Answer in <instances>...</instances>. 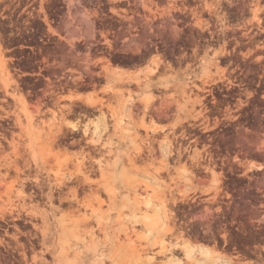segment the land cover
Returning <instances> with one entry per match:
<instances>
[{
	"label": "rangeland",
	"instance_id": "obj_1",
	"mask_svg": "<svg viewBox=\"0 0 264 264\" xmlns=\"http://www.w3.org/2000/svg\"><path fill=\"white\" fill-rule=\"evenodd\" d=\"M208 31L217 40H205ZM186 35L198 54L188 64L166 62L184 53L186 48L178 45ZM150 38L163 46L146 59ZM104 40L108 48L93 54L94 43ZM60 75L90 79L94 92H76L80 97L75 98L70 91L43 113L40 97L51 88L44 77ZM214 77L217 81L208 84ZM202 86L221 93L235 90L237 98L217 113L215 123L205 121L208 129L216 126L211 136L205 133L204 142L189 143L184 129L202 118L197 109L203 102L190 91ZM0 90L9 100L0 113L11 114L15 125L11 150L0 155V264H14L10 254L22 251L20 243L29 248L30 238L42 235L41 211L53 212L50 222L56 230L60 194L50 200L48 186L80 170L96 180L102 173L120 179L115 198L109 201L104 192L105 203L94 207L91 223L97 218L103 229L80 264H101L94 259L95 246L105 254L104 264H264V0H0ZM78 102L90 105L93 113L74 114ZM159 108L169 115L165 120L148 117L149 110L156 115ZM105 114L114 120L104 123ZM73 123L92 137V144L84 143L90 147L81 150L66 147L64 160L65 146L53 138L61 127L74 129ZM164 140L186 148L180 160L161 152ZM147 142L152 153L146 151ZM17 155L25 163L16 161ZM15 162L27 176L19 165V170H7L16 168ZM16 174L19 179L11 178ZM29 176L45 185L44 197L32 195ZM166 199L176 217L167 227L175 233H151L147 222L156 220ZM12 207L25 211L23 217L27 210L37 212V230L16 220L5 234L2 227L12 216L4 209ZM189 246L196 250L191 259Z\"/></svg>",
	"mask_w": 264,
	"mask_h": 264
},
{
	"label": "bare ground",
	"instance_id": "obj_2",
	"mask_svg": "<svg viewBox=\"0 0 264 264\" xmlns=\"http://www.w3.org/2000/svg\"><path fill=\"white\" fill-rule=\"evenodd\" d=\"M201 19V18H200ZM217 51V50H216ZM218 54V53H217ZM221 78V77H220ZM213 80L216 82L217 79L214 77V79H209L207 82L208 84H210L211 82H213ZM220 80V79H219ZM222 80V79H221ZM214 82V83H215ZM69 96V95H68ZM67 95L64 97H68ZM69 97H75L78 98L80 97L78 94L72 96L70 95ZM60 100V99H59ZM72 108V107H71ZM160 109V108H159ZM66 110V109H65ZM71 110V109H70ZM160 111H158V114L162 115L163 109H160ZM72 113V112H71ZM154 113V112H153ZM157 114V115H158ZM163 116V115H162ZM160 116V117H162ZM3 117V116H2ZM69 117V116H67ZM164 117V116H163ZM167 117V116H166ZM165 117V118H166ZM114 117H112L111 115H107L105 114L102 118L101 121H104V123H108L109 121H113ZM181 120V119H180ZM122 121V120H121ZM125 121V120H124ZM120 122V121H119ZM122 123V122H121ZM73 126L74 129L77 128V124L73 123L71 124ZM70 125V126H71ZM52 126V125H51ZM161 127V126H160ZM164 128V127H162ZM45 129V128H44ZM62 127L59 129L58 133L63 132L62 131ZM161 128L155 127L154 130L155 132H159ZM51 130V129H50ZM55 130V129H54ZM163 130V129H162ZM53 131V130H52ZM162 132V131H161ZM45 133V131H44ZM64 133V132H63ZM60 133V134H63ZM67 132H65L63 135H65ZM52 134V132H51ZM62 135V136H63ZM53 136V135H52ZM55 136V135H54ZM68 136V135H67ZM56 137V136H55ZM51 138V137H50ZM58 139H60V137H58ZM14 141V140H13ZM65 141V140H64ZM74 141V140H73ZM16 142V141H15ZM55 142V141H54ZM62 142V141H61ZM72 142V141H71ZM75 142V141H74ZM180 142V141H179ZM5 143V142H4ZM69 143V141H68ZM79 143V142H78ZM148 143V149L146 151H152L153 150V146L151 142H147ZM2 144V143H1ZM61 144V143H60ZM75 144V143H74ZM81 145V144H80ZM54 146V145H53ZM63 146H65L63 144ZM86 146V145H85ZM65 148V150H64ZM81 148V147H80ZM96 148V147H95ZM69 149V148H68ZM160 149L161 152L166 155V156H170V155H174L176 154L178 159L180 160L181 157H183L184 152L186 150V148L182 147L180 144H177L174 141L171 140H164L161 142L160 144ZM52 150V149H51ZM64 152L60 153L61 156H63L62 159L64 160H68V155H66V147H63ZM62 150V151H63ZM87 150V149H86ZM96 150V149H95ZM140 150V149H139ZM99 151V150H98ZM154 151V150H153ZM84 153V152H83ZM152 153V152H151ZM16 154H20L16 153ZM55 155H58L57 152L54 153ZM69 154V153H68ZM78 154V153H77ZM76 154V155H77ZM21 154V158L23 160H27L26 158L24 159L25 155ZM20 155H17V160L19 162H22V160H18V157ZM60 156V157H61ZM88 156V155H87ZM13 157V156H12ZM23 157V158H22ZM78 157V156H77ZM52 159V156L49 157ZM74 158V157H73ZM7 159V158H6ZM9 159V157H8ZM11 161V158L9 159ZM48 161H50L47 158ZM86 160V161H85ZM88 160V158L84 157V160L82 161V165L84 168L87 169L88 164L86 163ZM199 159H197V163H199ZM14 163V161H13ZM16 164V169L19 170L20 168L18 167L19 163L15 162ZM25 163V162H22ZM56 163V162H55ZM72 163V162H71ZM76 163V162H75ZM73 161L72 164L76 165ZM70 164V163H69ZM166 164V163H165ZM4 165V164H3ZM27 165V164H26ZM49 165V163H48ZM52 165V163L50 164V166ZM67 165V164H66ZM14 165H12L13 167ZM20 166V165H19ZM48 166V167H50ZM56 166V165H55ZM54 166V167H55ZM70 166V165H69ZM91 166V165H90ZM11 167V168H12ZM21 167V166H20ZM27 167V166H26ZM29 167V166H28ZM33 167V166H32ZM52 167V166H51ZM74 167V166H73ZM76 167V166H75ZM79 167V166H78ZM164 167V166H163ZM10 172H11V168L7 167ZM10 168V169H9ZM30 168V167H29ZM58 168V167H56ZM68 169V167H66ZM65 168V169H66ZM77 168V167H76ZM22 169H24V167L20 169V173H23L25 171L22 172ZM31 169V168H30ZM30 169H28L30 171ZM26 170V168H25ZM33 170V169H32ZM31 170V171H32ZM55 170V168H54ZM76 170V169H75ZM93 170V169H92ZM96 170V169H95ZM28 171V172H29ZM8 172V171H7ZM14 172V171H13ZM57 172V171H56ZM68 172V171H67ZM75 172V171H74ZM16 173V172H15ZM76 173V172H75ZM93 173V172H92ZM11 174V173H10ZM8 174V175H10ZM26 174V172H25ZM32 174V173H31ZM7 175V176H8ZM20 174H18L19 176ZM24 175V173L22 174ZM21 175V176H22ZM30 175V172H29ZM35 175V174H34ZM54 175V174H52ZM63 175V174H62ZM72 175V174H71ZM5 176V175H4ZM17 176H11V178L13 177V179ZM25 176V175H24ZM27 176V175H26ZM31 176V175H30ZM29 176V177H30ZM3 177V176H2ZM9 177V176H8ZM33 177V176H32ZM31 177V178H32ZM41 177V176H40ZM43 177V176H42ZM61 177V176H60ZM59 177V178H60ZM30 178V179H31ZM35 178V176H34ZM34 178H32V180H34ZM98 178V177H97ZM15 179H19V178H15ZM28 179V178H27ZM55 179V178H52ZM6 179H4L3 181L5 182ZM37 181V179H35ZM118 179L116 177V175L114 174H110V173H102L100 180H96L94 179L90 173H88V170H80L77 174L72 175V177L69 179H65V180H61V179H55V181H53L51 184H49L48 186V195L50 200L53 199L55 196V193H59V199L61 200V216L58 220V224L56 225V230L52 231V225L50 222V214L54 215L53 212H48L47 210H43L41 211V213H39L43 219L44 222V228L41 229V236L39 237V235H34V236H30V240H29V248H27L25 243H20V245L23 247L22 251H15L18 252V255L16 254V252L11 253L10 254V258L14 261V264H66L67 262L69 264H80L83 263L84 260L88 259V245H94L96 243V237H97V231L98 230H102L103 226H101V222L99 221V219L95 218L96 220V224H92L91 219H93V210L94 207L96 209H100V207H102L103 203H105L106 201V197H104L103 193H107V197L109 199V201L113 200L117 194V189H116V185H118ZM21 181V180H20ZM35 181V182H36ZM41 181V180H40ZM12 182V181H11ZM18 182V181H16ZM23 182V181H22ZM121 182V181H120ZM34 183V182H33ZM41 183V182H40ZM71 183V184H69ZM73 183V184H72ZM75 183V184H74ZM31 184V182H30ZM130 184V183H129ZM43 185V184H42ZM90 185V187H89ZM93 185V186H92ZM16 186V185H15ZM32 186V185H31ZM36 186V185H35ZM34 185L32 187H35ZM134 186V185H133ZM14 187V186H13ZM17 187V186H16ZM26 187V186H25ZM24 187V188H25ZM39 187V186H37ZM42 187V186H41ZM89 187V188H88ZM27 188V187H26ZM40 188V187H39ZM45 188V187H44ZM36 189V188H35ZM43 189V188H42ZM14 191V190H13ZM37 191V190H36ZM35 191V192H36ZM27 192V191H26ZM25 192L24 189L19 191V195L20 196H25L27 195V193ZM31 192V189H30ZM34 192V189L33 191ZM34 192V193H35ZM34 193L32 195H34ZM104 193V194H105ZM1 194V193H0ZM29 194V193H28ZM39 194V193H37ZM41 194V191H40ZM58 194V195H59ZM141 194V193H140ZM173 194V193H172ZM17 194V196H19ZM43 196V194H41ZM57 195V196H58ZM31 196V193L30 195ZM28 196V197H29ZM56 196V198H57ZM27 197V198H28ZM36 197V196H35ZM41 197V196H40ZM39 197V198H40ZM44 197V196H43ZM42 198V197H41ZM40 198V199H41ZM25 199V198H24ZM29 199V198H28ZM33 199V196H32ZM40 199H36V200H40ZM202 199V198H201ZM21 200V199H20ZM59 200V203H60ZM171 200V199H170ZM174 200H176V198H174ZM209 200V199H206ZM12 201V200H11ZM26 201L23 200V202ZM30 200H28L29 202ZM33 202L35 200H32ZM41 201V200H40ZM43 201V200H42ZM57 201V199H56ZM54 201V202H56ZM108 201V200H107ZM168 201L166 199V203L163 204L162 207H160V209L157 210V217L156 220L154 221V219H150L147 222V225L149 226V232H154L156 230H159L161 233L163 232H170L172 231V227H167V223L171 222V220L175 221L174 217V211L170 210L168 208ZM22 202V201H21ZM44 202V201H43ZM173 202V201H172ZM147 207L151 208L150 202L149 200H147ZM30 204V203H29ZM8 205V203H7ZM14 205V204H13ZM47 205V204H46ZM17 206V205H16ZM19 206V204H18ZM41 206L44 207V205L41 204ZM22 207V206H21ZM24 207V206H23ZM46 207V206H45ZM1 209V207H0ZM26 209V208H25ZM33 209V208H32ZM7 210V212L5 211ZM91 212H88L90 211ZM1 211V210H0ZM3 211V210H2ZM24 211V210H23ZM5 213L10 214L12 217V219L10 220H14V222L16 220H22L24 224H32V227H39L36 223L33 222V219L37 217V212L35 211H28L25 213L26 217H23L21 209H19V207H12L10 209L5 208L4 209ZM102 212V211H101ZM8 214H6L8 216ZM4 215V214H3ZM5 215V216H6ZM9 215V216H10ZM96 215H100V212L96 211ZM4 216V217H5ZM40 217V218H41ZM2 219V218H1ZM9 220V218L7 219ZM2 221V220H1ZM4 223V222H3ZM13 223V221H12ZM172 223V222H171ZM170 223V224H171ZM16 224V223H15ZM175 225V222L173 223ZM6 226V225H5ZM19 226V225H18ZM134 226V225H133ZM173 226V225H171ZM178 226V224H177ZM22 227H24V225H22ZM174 227V226H173ZM3 228V227H2ZM35 228V229H36ZM129 228V225H128ZM134 229V228H133ZM37 230V229H36ZM40 230V229H39ZM130 230V229H129ZM147 230V229H146ZM162 230V231H161ZM175 230V229H173ZM132 231V230H130ZM9 232V231H8ZM29 232V230L27 231ZM173 233H175L174 231H172ZM24 233V232H23ZM26 233V232H25ZM35 233V232H33ZM27 234V233H26ZM25 234V235H26ZM24 235V234H23ZM156 235V234H155ZM170 235V234H169ZM182 234H180L181 236ZM10 237V236H9ZM26 237V236H25ZM177 238L180 237H176V241ZM18 239V238H17ZM21 239V238H20ZM29 239V238H28ZM181 239V238H180ZM179 239V241H181ZM16 240V239H15ZM169 240H172L171 238H169ZM1 241V240H0ZM22 241V240H21ZM173 241V240H172ZM7 242V241H5ZM15 242V241H14ZM27 242V240L25 241ZM49 242V243H47ZM152 242V241H151ZM5 244V243H4ZM177 244V243H176ZM19 245V244H18ZM175 245V244H174ZM20 246V247H21ZM60 248V250L58 249ZM165 246L162 245V249H164ZM181 248V247H180ZM186 255L188 258H192L191 255L192 253H196V250L189 247H186ZM19 250V249H18ZM174 250V249H173ZM180 250H184V248L180 249ZM5 254V253H4ZM201 254H205V255H209V252H205V251H201ZM3 255V254H2ZM8 255V254H7ZM91 255V254H90ZM47 256H51L52 259L48 260ZM94 259L96 260V262L104 264V259L105 254L103 253V251H100L99 249L96 248V246L94 247ZM9 258V260H10ZM5 260V257H4ZM189 262V261H188ZM86 263V262H85ZM88 264V263H87ZM105 264H107V262H105Z\"/></svg>",
	"mask_w": 264,
	"mask_h": 264
},
{
	"label": "flooded vegetation",
	"instance_id": "obj_3",
	"mask_svg": "<svg viewBox=\"0 0 264 264\" xmlns=\"http://www.w3.org/2000/svg\"><path fill=\"white\" fill-rule=\"evenodd\" d=\"M211 32L212 31H208L209 36L207 38H205V40H217L215 38L214 34ZM182 38L184 39L182 41L183 43L179 44L178 46L181 48H186V50L181 55H174L171 60L167 59L166 62H171V63L172 62H177V63L178 62L179 63L185 62L186 64H188L189 60L193 59L196 56V54H198L197 44H194L192 41H190L188 35L182 36ZM149 41L150 42L146 45V47L143 51V53L146 55L145 56L146 59H149L154 54V53H152V50H158L159 47L163 46L162 44L160 45V43L162 42L161 40L153 41V39L150 38ZM106 48H108V45H107L105 40L104 41H98L97 43H94L93 54L95 52L101 53L102 50L106 49ZM123 53H126V52L123 51ZM123 57H124L123 59H130L129 56H123ZM98 73L99 72H95V74L100 76V74H98ZM86 78H89L88 75H86ZM44 79L47 80V82H44V83L49 84L51 86V88L49 90H46L45 92H43V95L40 97L41 98V105H42V107H44L43 113L45 111H47L48 109H52L51 105L56 104L59 96H66L69 94L70 91H74L73 94H79V93H88L89 94V93L94 92V88H93L94 82L91 81L90 79L84 78L81 81L78 76L72 77L70 75L69 76L60 75L56 79H51L50 77H44ZM72 85L75 87L72 88L71 87ZM80 87H85V88L88 87V89L79 90ZM42 89L43 88H40L39 90H42ZM76 92H79V93H76ZM190 92L194 96L199 95L200 98H202V100H203V102L201 103L202 105L200 106V108L197 109V111H199V110L202 111V118L199 119L197 122H189L187 124V126H186L187 129H184V130H186V133H187L186 138H189V139L186 140V142H189V143L190 142H204L205 141L204 140L205 133L207 136H211V130L216 127L215 125L212 124L211 128L208 129L206 127L205 121L212 120V122L215 123V118L218 117L217 113H219L220 111H225L226 108L231 105L233 100H235L237 98L236 97L237 93L235 92V90H230V91H226V92L221 93L220 88H217V87L206 88L204 86L197 87ZM1 94L2 93L0 90V108L9 104L8 98L3 97ZM5 102H8V103H5ZM227 104H228V106H227ZM59 105L63 106L64 103H61ZM73 107H74V114L75 113L81 114L82 116L86 117L89 113H93V110H89V108L91 106L85 105V103H83V102H78V103L74 104ZM86 107H88L87 112L81 111L82 108L86 109ZM138 107H139L138 111L140 112V109H141L140 103H139ZM204 113H206V115H203ZM157 114H158V112L155 115V111H152V110H149V112L147 113L148 117H152V116L155 117L156 116L162 120H165L167 118L166 116L168 115L166 112L162 113V115L164 117L160 114H158V115ZM160 116H162V117H160ZM147 119L150 120V118H147ZM14 127H15L14 118L11 116V114L7 115V114H1L0 113V155H2V153H1L2 151H4V153H5V152H9L11 150L10 147H11V142L13 141L12 133L14 131L13 130ZM62 131L64 133L65 132H67V133L65 135H63L64 133L60 132L63 134H60V135H57L56 137H54L53 140L56 143H58V144L61 143L62 145L64 144L65 147H69V148L74 149V150H79V149L81 150V148H83V147H88V148L90 147L89 145L85 146L84 143L90 144L91 143L90 138H92V137L88 136V138H86L83 135V133L80 131L79 127H77L76 129L69 130V131H65V129H62ZM192 135H194L195 137H190ZM58 137H60V139H58ZM102 138L104 139V140H102L104 142H107L106 140L109 139V137L106 135L102 136ZM211 139L212 138L210 137L207 140H211ZM68 141H69V143H68ZM215 158L220 159V157H215ZM26 169H29V167H27ZM10 170H11V172H13V171H16V168L12 167ZM23 173H25V172H23ZM26 175H27V173H26ZM29 178H31V177H29ZM32 178H34V177H32ZM32 178L29 179V181H28L29 183L31 182L30 185L28 184L29 185L28 187H31V191H33V189H34V192L37 190L33 196H36V197L42 196L41 194H43V196H44L43 191H44L45 185H42L43 183L42 184L39 183L38 180L36 181L35 179H37V178H34V180H32ZM31 185L32 186L36 185V186L32 187ZM37 186H39L40 188ZM40 191H41V194H40ZM37 193H39V194H37ZM224 217L225 216H223L222 218H224ZM10 219H12V218H9V220H5V223L7 224V226L2 228L5 232L10 230L11 227H15V223L13 224V223L9 222V221H14V220H10ZM5 234H8V233L6 232Z\"/></svg>",
	"mask_w": 264,
	"mask_h": 264
}]
</instances>
